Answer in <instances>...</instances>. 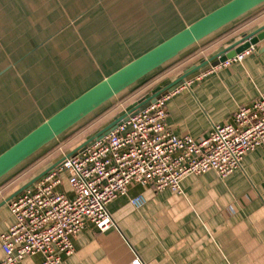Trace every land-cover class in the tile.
Returning a JSON list of instances; mask_svg holds the SVG:
<instances>
[{"label":"crops","instance_id":"1","mask_svg":"<svg viewBox=\"0 0 264 264\" xmlns=\"http://www.w3.org/2000/svg\"><path fill=\"white\" fill-rule=\"evenodd\" d=\"M230 1L0 0V155L102 80ZM262 27L264 5L204 40H213L205 49L183 52L182 62L130 96L121 114L200 65L210 48L214 56ZM183 85L167 102L168 126L176 136L207 137L264 95V39L242 62ZM59 149L28 178L0 184V263L1 236L15 223L10 201L69 154ZM63 178L56 191L73 198ZM181 187L177 194L132 185L108 205L116 226L101 232L88 223L72 239L75 254L60 264H264V144L229 177L211 171L188 176ZM140 195L146 204L137 208L131 200ZM43 260L33 255L19 264Z\"/></svg>","mask_w":264,"mask_h":264},{"label":"built area","instance_id":"2","mask_svg":"<svg viewBox=\"0 0 264 264\" xmlns=\"http://www.w3.org/2000/svg\"><path fill=\"white\" fill-rule=\"evenodd\" d=\"M253 49L213 69L242 62ZM183 86L161 94L92 146L66 155L52 172L13 197L9 207L15 223L1 236L5 258L0 264H19L33 255H42L43 264H60L63 256L75 254L72 239L88 223L101 232L116 226L108 205L127 195L132 185L181 194L188 176L213 171L225 179L264 144V95L239 109L231 122L214 125L207 137L176 136L167 123V102ZM63 175L73 198L56 191ZM131 202L141 208L146 198L140 195ZM132 264L143 263L135 259Z\"/></svg>","mask_w":264,"mask_h":264},{"label":"water","instance_id":"3","mask_svg":"<svg viewBox=\"0 0 264 264\" xmlns=\"http://www.w3.org/2000/svg\"><path fill=\"white\" fill-rule=\"evenodd\" d=\"M262 5H264V0H232L102 80L1 154L0 181L47 145L62 137L88 116L125 92L141 79L179 58L183 52L216 34L223 28L232 25ZM263 39L264 27L254 33L245 35L242 39L212 56L210 59L203 61L200 65L191 67L168 87H158L149 98L135 102L131 110L115 118L110 124L68 154V156L84 150L92 146L96 141L108 136L119 125L127 122L150 104L155 103L161 94L174 92L183 86L185 81L192 80L209 68L234 59L238 54L249 49L251 46H255ZM64 159L65 157L40 173L16 195L32 187L37 181L52 172Z\"/></svg>","mask_w":264,"mask_h":264},{"label":"rangeland","instance_id":"4","mask_svg":"<svg viewBox=\"0 0 264 264\" xmlns=\"http://www.w3.org/2000/svg\"><path fill=\"white\" fill-rule=\"evenodd\" d=\"M202 43H203V41L198 43V46H193V48L191 47L189 49V50H192L190 53L196 51L197 49L198 50L205 49L207 46H209L210 44L213 43V40L205 43V45H203ZM199 46H201V47H199ZM214 48L215 47L210 48L208 50L209 52L205 56H203L202 58L207 60L210 57H212L210 54L212 53V49H214ZM183 59H184L183 57L181 59L179 58L176 61H174V62L170 63L169 65H167L166 67H164L163 69L161 68L160 71L154 75L155 77L153 76V78L148 83L145 82L146 84L143 83V84L134 86V87L126 90L125 92H123L122 94H120L119 96L114 98L113 100H111L105 108H101L99 111H97L94 114H92L91 116H89L87 119H85L84 121H82L81 123L76 125L74 128H72L70 131H68L65 135L58 138L57 140L50 143L49 145H47L40 152L35 154L33 157H31L29 160H27L25 163H23L17 169H15L11 174H9L4 179H2L0 181V184L5 183L7 180H10V179L14 178L15 176L18 177V175L24 171L23 169L25 167L32 165L37 160L39 161V159H41L44 155H46L50 151H54L55 149L60 148L59 150H62L64 154H68V153L70 154L73 150H75L77 147H79L83 142H85L86 140L91 138L93 135H95L97 133V131L99 132V130L104 128L105 124H108L112 120V117L116 116V114H118V113L123 112V109H125L127 107V105L130 103L129 102L130 96H133L136 92H138V91L141 92V91L145 90L147 87L152 86V84L156 80H158L160 78V76H162L163 74L168 72L171 68L175 67L178 63L182 62ZM211 70H213V67L209 68L207 71H211ZM207 71H205V72H207ZM118 105H122V106L118 107ZM116 106H117V108H115ZM108 107L109 108L112 107L113 109L111 110L110 113H108V115L106 116L107 118L103 117V119H101V120H100V118L97 119V117L100 114H102L104 112V110ZM85 131H86V133L79 137V134L81 132H85ZM82 140H84V141L81 142ZM73 148H75V149H73ZM46 156H44V157H46ZM43 158L41 160H43ZM38 164H40V163H38ZM29 176L30 175H27L25 177L28 178Z\"/></svg>","mask_w":264,"mask_h":264},{"label":"trees","instance_id":"5","mask_svg":"<svg viewBox=\"0 0 264 264\" xmlns=\"http://www.w3.org/2000/svg\"><path fill=\"white\" fill-rule=\"evenodd\" d=\"M227 27H228V26H227ZM227 27H225V28H227ZM225 28H223V29H225ZM223 29H222V30H223ZM222 30H220V31H222ZM220 31H219V32H220ZM177 59H179V58H177ZM177 59H175V60L169 62L168 64H166L165 66H163V67H161V68L163 69L164 67H166V66L169 65L170 63L176 61ZM161 68L157 69L156 71L152 72L151 74H149V75L146 76L145 78L141 79L139 82H137L136 84H134V85L131 86L130 88H132V87H134V86H137V85H140V84H143V83H145V82L148 83V82L153 78V76H154L157 72L160 71ZM163 71H164V70H163ZM154 77H155V76H154ZM146 83H145V84H146ZM130 88H128V89H130ZM128 89H127V90H128ZM155 90H156V89H155ZM152 93H153V92H152ZM151 95H152V94H150L149 97H150ZM149 97H145V98H149ZM128 98H129V97H128ZM142 99H144V97H143ZM142 99H139L138 101H140V100H142ZM138 101H137V102H138ZM108 103H109V102H108ZM108 103H106L105 105H103L101 108H105V107L107 106ZM101 108H99L97 111H99ZM112 109H113L112 107H111V108H109V107L106 108V109L104 110V112H103L102 114H100V115L97 117V119H98V118H100V120L103 119V117H104L105 115H107L109 112H111ZM131 109H132V106H131L128 110H131ZM97 111H96V112H97ZM94 113H95V112H94ZM94 113H93V114H94ZM123 114H124V113H122V114H121V113L116 114V117H114L113 120H114L115 118H117V117L123 115ZM90 116H91V115H90ZM88 117H89V116H88ZM88 117H87V118H88ZM87 118H86V119H87ZM84 120H85V119H84ZM84 120H83V121H84ZM110 123H111V122H110ZM108 124H109V123H108ZM108 124H107V125H108ZM107 125H105V126H107ZM103 126H104V125H103ZM105 126H104V127H105ZM102 129H103V128H102ZM69 131H70V130H69ZM99 131H100V130H99ZM85 132H86V131H85ZM97 132H98V131H97ZM81 133H84V132H81ZM81 133H80V134H81ZM65 134H66V133H65ZM65 134H64V135H65ZM50 152H51V151H50ZM50 152H48V153L51 154ZM48 153H47V154H48ZM47 154H46V155H47ZM49 154H48V155H49ZM46 155H44V156H46ZM48 155H47V156H48ZM44 156H43V157H44ZM47 156L44 157V158L42 157L43 160H44V159L46 160ZM42 158H41V159H42ZM41 159H39V161H40ZM43 160H41L40 162L37 160V161H36L35 163H33L32 165H29V166L25 167V168L23 169L24 171H23L22 173H20L21 171L19 172L20 174L18 175V177L15 176L14 178H12V179L6 181V183H7V182L9 183L10 181H12V180L15 179V178H20V177H25V176H27V175H31V174L34 172V170H33L34 167H35L38 163H41ZM20 166H21V165H20ZM16 169H17V168H16ZM12 172H13V171H12ZM12 172H11V173H12ZM11 173H10V174H11ZM17 174H18V173H17ZM8 175H9V174H8ZM8 175H7V176H8Z\"/></svg>","mask_w":264,"mask_h":264}]
</instances>
